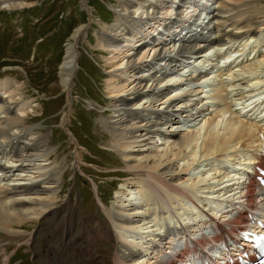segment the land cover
<instances>
[{
  "label": "bare ground",
  "instance_id": "1",
  "mask_svg": "<svg viewBox=\"0 0 264 264\" xmlns=\"http://www.w3.org/2000/svg\"><path fill=\"white\" fill-rule=\"evenodd\" d=\"M235 2L114 1V21L97 35L107 54L111 113L97 122L137 178L122 183L104 207L110 229L93 218L96 230L76 236L77 242L90 238L89 255L93 240L103 238L113 243L115 264H188L210 242H237L256 223L249 212L264 218V201H256L264 193L255 182L264 170V5L236 8ZM16 5L22 3L0 0V9ZM84 30L76 27L66 45L59 68L64 89L73 86ZM18 87L0 81V231L10 235L18 233L15 225L57 212L66 170L50 160L48 134L25 122L32 107L16 100ZM250 162L254 175L233 214L197 213L192 198L204 203L205 193L222 181L243 180L245 171L238 169ZM67 212L60 218L57 258L53 254L57 264H66L61 255L70 251ZM8 262L5 257L0 264Z\"/></svg>",
  "mask_w": 264,
  "mask_h": 264
},
{
  "label": "rangeland",
  "instance_id": "2",
  "mask_svg": "<svg viewBox=\"0 0 264 264\" xmlns=\"http://www.w3.org/2000/svg\"><path fill=\"white\" fill-rule=\"evenodd\" d=\"M18 1L22 6L0 9V81L11 80L19 86L20 97L16 100L23 99L32 107L25 122L35 127L34 131L48 134L50 160L63 162L66 170L56 213L15 225L17 234L0 231V262L7 257V264H57L53 257L57 258L61 240L60 218L68 211L67 223L72 232L65 244L70 245V251L61 255L66 264H115L112 242L93 240L89 255L85 241L90 238L77 242L76 236L96 230L93 218L100 222L104 219L110 229L104 207L113 204L122 183L137 178L127 171L122 157L112 150L107 131L97 122L111 113L107 107L111 92L107 54L99 47L97 35L104 25L114 21L117 1ZM234 2L236 8L256 2L264 5V0ZM79 25L85 30L76 47L73 86L64 89L59 68L71 34ZM67 109L69 123H64L62 114ZM154 139L161 142L158 135ZM164 251L168 253L169 249Z\"/></svg>",
  "mask_w": 264,
  "mask_h": 264
}]
</instances>
